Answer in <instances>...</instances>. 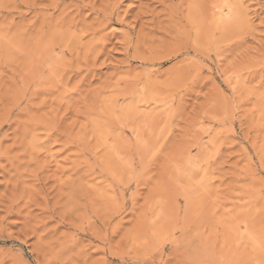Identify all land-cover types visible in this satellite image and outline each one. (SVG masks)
Segmentation results:
<instances>
[{
    "label": "rangeland",
    "instance_id": "obj_1",
    "mask_svg": "<svg viewBox=\"0 0 264 264\" xmlns=\"http://www.w3.org/2000/svg\"><path fill=\"white\" fill-rule=\"evenodd\" d=\"M0 264H264V0H0Z\"/></svg>",
    "mask_w": 264,
    "mask_h": 264
}]
</instances>
